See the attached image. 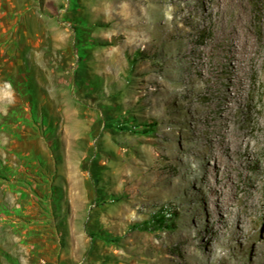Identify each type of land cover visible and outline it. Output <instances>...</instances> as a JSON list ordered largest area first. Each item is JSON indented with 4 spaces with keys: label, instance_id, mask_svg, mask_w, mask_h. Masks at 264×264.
<instances>
[{
    "label": "rangeland",
    "instance_id": "1",
    "mask_svg": "<svg viewBox=\"0 0 264 264\" xmlns=\"http://www.w3.org/2000/svg\"><path fill=\"white\" fill-rule=\"evenodd\" d=\"M244 1L252 88L225 119L222 0H0V264H264L262 174L233 173L226 207L209 155L224 120L264 123Z\"/></svg>",
    "mask_w": 264,
    "mask_h": 264
},
{
    "label": "bare ground",
    "instance_id": "2",
    "mask_svg": "<svg viewBox=\"0 0 264 264\" xmlns=\"http://www.w3.org/2000/svg\"><path fill=\"white\" fill-rule=\"evenodd\" d=\"M111 4L112 3H110V5ZM221 6H230L235 13L233 25L235 27L236 35L233 36V43H227L222 34L218 35L220 38L219 45H221V50L225 54H227L228 52L226 51L229 50V57H226L227 62H229L231 66L229 67L227 65V68L229 69L227 76L235 79L232 83L233 93H224V100L228 103H226L223 114L224 118L228 119L235 109H239L238 102L246 101L244 95L249 93L252 88L251 85L248 86L247 73L254 69V63L252 60L254 51L257 48V43L251 36H249V34L240 30V28H237V25H239L240 22L248 20L246 14L247 3L244 0H222ZM226 43L230 47H227ZM252 72L251 76L254 78V71ZM261 92L264 93V89H262ZM262 137H264V123L258 118V115L254 116V114L251 113L243 124L241 123L237 128L230 122L224 120L219 136H216V139L212 140L209 155L216 159L217 163L215 166L217 171L216 168L215 170H211L220 172L221 175L227 173V176H229V180L224 182L226 189L222 190L219 195L220 201L224 206L229 205L232 201V196L229 190L231 189L230 185L232 182L234 183L233 173L246 175V170L251 168L252 164L253 167L257 168L262 174V199L264 200V158L259 157L257 154V149L261 146L264 147ZM252 153L255 155L254 163L250 162V156ZM231 155H236L238 157L241 167L238 168L234 161L230 159ZM250 194L252 197V203L261 201L258 190L251 191ZM238 201L244 202L245 199L239 197Z\"/></svg>",
    "mask_w": 264,
    "mask_h": 264
},
{
    "label": "trees",
    "instance_id": "3",
    "mask_svg": "<svg viewBox=\"0 0 264 264\" xmlns=\"http://www.w3.org/2000/svg\"><path fill=\"white\" fill-rule=\"evenodd\" d=\"M128 128V126H126V125H122L121 127H120V129H122V130H125V129H127Z\"/></svg>",
    "mask_w": 264,
    "mask_h": 264
}]
</instances>
